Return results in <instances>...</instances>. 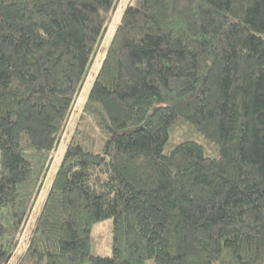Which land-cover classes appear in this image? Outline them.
I'll return each instance as SVG.
<instances>
[{
  "label": "trees",
  "instance_id": "1",
  "mask_svg": "<svg viewBox=\"0 0 264 264\" xmlns=\"http://www.w3.org/2000/svg\"><path fill=\"white\" fill-rule=\"evenodd\" d=\"M120 2L0 0V264ZM16 264H264V0H130Z\"/></svg>",
  "mask_w": 264,
  "mask_h": 264
},
{
  "label": "rangeland",
  "instance_id": "2",
  "mask_svg": "<svg viewBox=\"0 0 264 264\" xmlns=\"http://www.w3.org/2000/svg\"><path fill=\"white\" fill-rule=\"evenodd\" d=\"M129 2H130V0H121L116 12L112 15L108 35L105 38V41H104V43L101 47V50L97 56V59L94 63L92 71H91V73H90V75H89V77L85 83V86H84L80 96L78 97L77 103H76L75 108L73 110L71 122L69 123L68 129L62 137L61 145H60L59 149L56 152H54L53 166L51 168L47 182H46V184H45V186H44V188H43V190H42V192L38 198V201L35 205V208L33 209L32 214H31V220H30L29 228H28L25 236L23 237L21 245L18 247V249L16 250V252L11 257V259L8 261L7 264H16L18 259L23 255V253L26 249L27 240H28V237L30 234L31 227H32L34 220L36 218V214H38V212L40 211V208L43 204V201L46 197V194L50 188L53 177H54L55 173L57 172V170L60 166V161H61V158L63 156L64 150L67 146V142L69 140V137L72 134L73 129L76 126L78 115L82 112V107H83V105L87 99L88 93L90 92L94 78L96 77V75L99 71V68H100L101 63H102V59L104 58L105 52H106L107 47H108V43H109V41H110V39L114 33V30H115V28H116V26H117V24H118V22L122 16L124 8L127 6V4ZM112 227H113V220L112 219L101 221L95 225V227L93 229V233H92V236H93V253L95 255L105 256V257L112 255V250H113L112 249V247H113Z\"/></svg>",
  "mask_w": 264,
  "mask_h": 264
}]
</instances>
